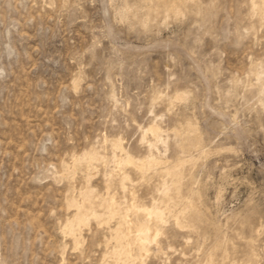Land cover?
I'll use <instances>...</instances> for the list:
<instances>
[{"label":"rangeland","instance_id":"1","mask_svg":"<svg viewBox=\"0 0 264 264\" xmlns=\"http://www.w3.org/2000/svg\"><path fill=\"white\" fill-rule=\"evenodd\" d=\"M0 264H264V0H0Z\"/></svg>","mask_w":264,"mask_h":264},{"label":"bare ground","instance_id":"2","mask_svg":"<svg viewBox=\"0 0 264 264\" xmlns=\"http://www.w3.org/2000/svg\"><path fill=\"white\" fill-rule=\"evenodd\" d=\"M179 1V0H178ZM172 2H174V1H172ZM166 4V3H165ZM261 4V3H260ZM171 7V6H170ZM173 9H175L174 8V6L172 7ZM146 166V165H145ZM113 212V211H112ZM149 216H151V214H149ZM129 229V228H128ZM150 226L149 225H147L146 223H137L136 225H134V240H135V243H136V245H137V247H138V249H139V251L141 252V253H145V252H147V251H149V249H150V244L152 243V242H156V240H157V236L159 235V232H158V230L157 229H155V231H153V232H151L150 231ZM122 230V229H121ZM120 230V231H121ZM124 231V233H126L125 232V230H123ZM122 231V232H123ZM121 232V233H122ZM127 234V233H126ZM123 235V234H122ZM128 235H129V233H128ZM124 236V235H123ZM122 236V237H123ZM132 236V235H131ZM131 236H130V238H131ZM126 237V236H125ZM117 238H118V236H117ZM129 238V239H130ZM124 239V238H123ZM126 239V238H125ZM124 239V240H125ZM128 239V238H127ZM131 241H132V239H131ZM127 242V241H126ZM134 243V244H135ZM130 244H132V242H130ZM128 246V245H127ZM132 246V245H131ZM135 247V246H134ZM128 248H130L129 246L127 247V249ZM129 250V249H128ZM133 250V249H132ZM130 251V250H129ZM118 252V251H117ZM139 252V253H140ZM119 253V252H118ZM123 253V252H122ZM121 254V253H120ZM129 255H130V252H129ZM140 255H142V254H140ZM136 258V257H135Z\"/></svg>","mask_w":264,"mask_h":264}]
</instances>
